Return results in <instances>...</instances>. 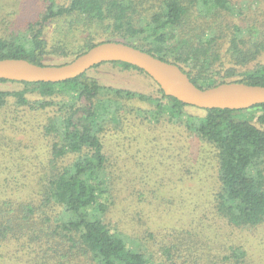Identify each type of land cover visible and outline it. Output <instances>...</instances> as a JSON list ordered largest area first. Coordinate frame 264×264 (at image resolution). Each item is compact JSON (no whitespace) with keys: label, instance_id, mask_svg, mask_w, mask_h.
<instances>
[{"label":"trees","instance_id":"16d2710c","mask_svg":"<svg viewBox=\"0 0 264 264\" xmlns=\"http://www.w3.org/2000/svg\"><path fill=\"white\" fill-rule=\"evenodd\" d=\"M17 5L27 16L11 23L7 7ZM50 23L61 32L52 43L45 38ZM133 38L142 44L126 41ZM109 40L178 65L200 88L264 85V0H0V59L61 65ZM111 62L151 77L130 63ZM153 81L154 91L141 92L102 84L88 71L61 82L0 78L1 130L5 122L24 132L32 128L29 113L41 111L47 151L35 194L0 195V244L19 243L29 264H42L39 257L48 264H174L183 239L166 234L153 248L146 243L157 237L150 228L141 238L107 222L114 193L105 138L137 139L140 132L152 135L148 143L179 140V160L191 138L209 144L217 161L216 213L238 228L264 224V103L200 108ZM250 109L257 113H242ZM11 137L0 134V146L10 148ZM186 250L195 261L196 246ZM225 260L253 264L243 247Z\"/></svg>","mask_w":264,"mask_h":264},{"label":"rangeland","instance_id":"374dc122","mask_svg":"<svg viewBox=\"0 0 264 264\" xmlns=\"http://www.w3.org/2000/svg\"><path fill=\"white\" fill-rule=\"evenodd\" d=\"M252 7L257 9L256 5ZM9 10L11 15L8 18H14L11 23L19 22L27 16L22 13L24 9L21 5L20 8L18 5L7 7ZM233 19L235 16L227 20ZM57 26L56 23H50L46 28L45 38L50 43L61 37ZM126 41L142 44L138 38ZM50 58L57 63L64 60L54 56ZM260 60L264 62V54ZM88 73L100 83L117 88L141 92L155 90L153 79L145 73L135 68H124L122 64L116 65L111 61L93 66ZM242 113L252 116L257 110L250 109ZM2 116L0 112V119ZM28 117L30 121H27L32 128L24 132L18 131L19 124L13 127L3 122L5 132L0 126V134L12 136L11 140L7 139L10 148L3 143L0 146L2 196L6 193L10 196L13 192L18 195L35 194L38 189L36 177L44 173L42 161L47 160V151L41 127L45 123L42 120L43 114L41 111H31ZM151 138L152 135L141 132L137 139L124 141L106 136L105 152L108 156L107 171L110 174L108 181L114 193V199H110L111 202L113 200V206L107 222L131 236L141 238L145 236L144 228H150L157 233V237L148 238L149 243L146 242L153 248L155 240L161 241L166 234H171L177 240L183 239V247L175 254L174 264H227L225 257L235 247H243L253 264H264V224L246 228L231 226L214 209L213 194L219 187L214 149L209 144H196L191 138L183 160H179V140L169 142L158 137L156 142L148 143ZM36 170L39 174L34 178L32 173ZM28 174H32V182L27 178ZM194 245L198 250L195 251L198 254L195 261L187 257L186 250L189 246L194 248ZM24 252L19 243H2L0 264H29ZM38 261L48 264L40 257ZM72 264L83 263L77 260Z\"/></svg>","mask_w":264,"mask_h":264},{"label":"water","instance_id":"95a60500","mask_svg":"<svg viewBox=\"0 0 264 264\" xmlns=\"http://www.w3.org/2000/svg\"><path fill=\"white\" fill-rule=\"evenodd\" d=\"M127 62L145 70L166 95L200 108L249 109L264 103V85L225 82L198 87L178 65L126 42L109 40L61 65H39L22 58L0 59V78L26 82H61L107 62Z\"/></svg>","mask_w":264,"mask_h":264}]
</instances>
